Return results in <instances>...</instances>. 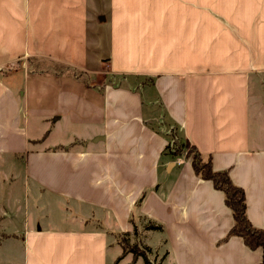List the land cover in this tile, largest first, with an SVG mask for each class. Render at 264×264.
<instances>
[{"label":"crops","instance_id":"obj_1","mask_svg":"<svg viewBox=\"0 0 264 264\" xmlns=\"http://www.w3.org/2000/svg\"><path fill=\"white\" fill-rule=\"evenodd\" d=\"M60 122L87 130L82 147L55 138ZM169 143L228 172L264 227V0H0V161L21 160L35 209L11 214L23 264H108L106 232L119 240L138 209L176 264L260 263L241 238L218 245L224 194ZM55 202L68 229L34 217Z\"/></svg>","mask_w":264,"mask_h":264},{"label":"rangeland","instance_id":"obj_2","mask_svg":"<svg viewBox=\"0 0 264 264\" xmlns=\"http://www.w3.org/2000/svg\"><path fill=\"white\" fill-rule=\"evenodd\" d=\"M53 65H55L57 71L63 70L60 65ZM81 79L83 80L84 77ZM128 86L129 84L122 82L119 87L127 88ZM135 90L142 95V88L140 90L138 87H135ZM167 126H170V121H167ZM65 128V123H58L57 130L55 131V138L65 139L63 137L65 134ZM66 130V134L70 136L71 139L70 141H66L65 145L76 149L82 147L81 142L87 140L84 136L87 135V130H85L82 126L76 125L70 127L67 126ZM169 144L168 151L166 150L167 152L174 153L181 151L180 147H175L179 146V144H174L173 146L171 143ZM186 154L187 149L182 150V154L180 156L183 155L186 157ZM11 164L6 163L4 160L0 161V264H23L25 244L21 239H18L19 228L17 226L16 218H12L11 214L23 219L24 212L27 210L28 205H30V212L32 215L35 209H33V197L31 198V196H29V194L31 195L29 189L32 186L24 179L25 167L23 163H21V160H17L14 164ZM164 175L165 174L163 173V176L160 178V183L163 185H171L176 179V171H174L173 174ZM158 194L162 196L164 193L158 192ZM49 203H52V200ZM83 210L84 208L81 209V211ZM2 211H5V216L1 215ZM79 213L81 216L84 215L85 211ZM142 213L141 209L135 210L133 213L134 217H132V219H134V221H132L133 225L129 226L128 234L124 233L121 235L119 240L121 241L123 238H128L132 243L139 242V245L142 248L148 247L147 245H151L152 247H149L150 253L148 254L150 264H164L167 261L166 259L168 253L166 249L168 248L172 254V257L170 258L172 264H176L171 244L168 242L165 243V239H167V229L165 231L164 227V231L153 230L147 232L146 228L150 222L154 223L159 221L155 218H146L145 220L140 217ZM69 215L70 212L66 211L62 204L59 205L55 202L52 208L50 207L46 209L45 207L38 210L37 215H34V217L40 224H46L53 229H68L66 228V224L69 223L67 220ZM102 222H104V219ZM97 226V224H93L90 226L91 228L87 229L100 231V228L98 229ZM119 240L117 237L113 236L112 233L108 234L106 232L105 244L107 243V247L105 252L107 253L106 258L108 260V264H145L142 258L135 260L133 254H128L121 258L123 249Z\"/></svg>","mask_w":264,"mask_h":264},{"label":"trees","instance_id":"obj_3","mask_svg":"<svg viewBox=\"0 0 264 264\" xmlns=\"http://www.w3.org/2000/svg\"><path fill=\"white\" fill-rule=\"evenodd\" d=\"M66 68L73 78L81 79L82 73L75 69L71 70L69 67ZM180 148L181 151L172 153L173 156L178 157L182 154V150L187 149L186 159L189 160L196 176L204 181L211 182L217 191L223 193L225 204L232 212L234 225L218 245L228 242L233 237L241 238L250 250H262V261L258 264H264V227L261 229L255 228L248 219L244 189L232 181L228 172L216 171L213 168L211 157H203L195 146L185 143ZM129 224L133 225V222L130 220ZM162 229L163 227L161 225H155L153 222H150L146 228L147 231H161ZM120 244L123 249L121 258L128 254H133L135 260L142 258L145 264H150L148 257L150 253L149 247L142 248L139 242L132 243L128 238H123Z\"/></svg>","mask_w":264,"mask_h":264}]
</instances>
